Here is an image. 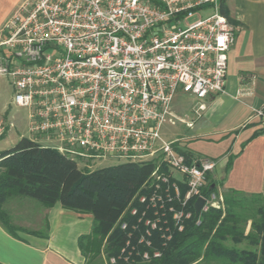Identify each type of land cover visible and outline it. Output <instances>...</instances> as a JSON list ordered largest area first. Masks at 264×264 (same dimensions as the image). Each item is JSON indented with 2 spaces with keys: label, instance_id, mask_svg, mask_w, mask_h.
Instances as JSON below:
<instances>
[{
  "label": "built area",
  "instance_id": "built-area-1",
  "mask_svg": "<svg viewBox=\"0 0 264 264\" xmlns=\"http://www.w3.org/2000/svg\"><path fill=\"white\" fill-rule=\"evenodd\" d=\"M205 7L209 15L188 22ZM3 31L0 77L11 81L12 103L28 108L29 130L49 142L43 146L89 170L91 162L110 158L157 159L141 187L148 193L136 196L147 235L167 214L182 229L192 198L205 199L201 211L222 204L221 193L202 194L215 162L186 155L178 139L160 132L176 119L192 126L173 110L178 91L197 99L196 114L209 95L224 91L234 33L219 0H24ZM252 116L264 124V104ZM127 211L138 210L130 205ZM129 246L127 240L124 258Z\"/></svg>",
  "mask_w": 264,
  "mask_h": 264
},
{
  "label": "trees",
  "instance_id": "trees-1",
  "mask_svg": "<svg viewBox=\"0 0 264 264\" xmlns=\"http://www.w3.org/2000/svg\"><path fill=\"white\" fill-rule=\"evenodd\" d=\"M219 10L230 22L225 0H219ZM156 164L154 158L82 169L57 149L20 137L0 151V224L13 236L25 231L11 221L5 203L13 196L28 197L47 208L59 202L64 208L92 215L91 231L77 240L84 264H264V191L222 189V204L197 216L192 198L185 207L191 215L183 218L182 229L167 214L166 223H159L147 235L144 220L138 222L144 204L136 196L148 193L141 187ZM160 172L167 173V168L160 166ZM206 179L202 194L218 193L209 174ZM180 187L183 196L186 186ZM130 205L137 208V214L127 211ZM122 222H126L125 229ZM141 236L144 241L139 242ZM127 240L131 252L124 258L120 253ZM145 251L148 258L142 257Z\"/></svg>",
  "mask_w": 264,
  "mask_h": 264
},
{
  "label": "crops",
  "instance_id": "crops-1",
  "mask_svg": "<svg viewBox=\"0 0 264 264\" xmlns=\"http://www.w3.org/2000/svg\"><path fill=\"white\" fill-rule=\"evenodd\" d=\"M23 1L0 0V39L4 36L5 21ZM225 2L234 41L228 51L224 91L209 95L205 99V108L199 114L193 112L197 99L178 91L183 96L180 100L177 93L174 95L173 110L178 116L191 121L192 126L176 119L186 129L183 134L161 136L168 141L178 139L179 149L186 155L212 159L215 166L207 174L216 182L219 193L227 188L246 193L262 192L264 124L252 116V109L264 104V0ZM206 9L211 8L205 7L200 15ZM3 79L11 86L13 94L9 78L0 77V83ZM5 107L2 106L0 112ZM5 129L0 127V137L5 136ZM20 137L25 136L20 134ZM14 144H4L0 146V151ZM176 176L179 177L178 174ZM11 199L22 200L13 196L6 201L5 208L9 214ZM40 208L35 212L36 220L32 222V228L23 224L26 219L19 221L18 217H14V223L26 229L17 231V236L11 235L0 224V263L84 264L77 240L80 235L91 231L92 215L64 208L59 202ZM40 216L44 232L38 230L42 225V222L39 224Z\"/></svg>",
  "mask_w": 264,
  "mask_h": 264
},
{
  "label": "rangeland",
  "instance_id": "rangeland-1",
  "mask_svg": "<svg viewBox=\"0 0 264 264\" xmlns=\"http://www.w3.org/2000/svg\"><path fill=\"white\" fill-rule=\"evenodd\" d=\"M211 9H206L205 11L201 12L202 15H207L211 13ZM199 14H195L192 16L190 19H188V22H192L199 18ZM180 92V91H179ZM178 92V93H179ZM177 93V98L182 99L181 96L182 94ZM12 94V88L6 82L4 79L0 83V108L2 106H6L1 112H0V127H5V136L0 137V146H5L6 145H11L17 142L19 135L23 134L25 137L33 139L38 143V144H47L49 143L48 141L45 140V138L41 135H36L35 133L31 132L29 130V119H28V108L23 107V106H18L13 103H10V98ZM176 99V98H175ZM178 101V99H177ZM9 102V104H8ZM184 125L180 124L179 122H165L162 126L161 129V135H163L164 138H166V135H171V134H183L185 131ZM16 140V141H15ZM118 160L116 159H107V160H102V161H93L91 162V165L93 168H99V167H104V166H109V165H114L117 164ZM78 167L83 168L82 162L78 163ZM22 200H16V199H11L9 201V210L10 214L13 216V218L10 216V219L12 222H14V217H18L19 221L25 220L23 224H26L29 227H34V224H32L33 221L36 220V211L41 210L40 207L41 204L32 198L28 197H21ZM9 214V215H10ZM28 216H26V215ZM24 216V217H23ZM40 216L39 224L42 222ZM28 221V222H26ZM40 228L38 229L39 232H44V226L43 222L42 225L40 224Z\"/></svg>",
  "mask_w": 264,
  "mask_h": 264
},
{
  "label": "water",
  "instance_id": "water-1",
  "mask_svg": "<svg viewBox=\"0 0 264 264\" xmlns=\"http://www.w3.org/2000/svg\"><path fill=\"white\" fill-rule=\"evenodd\" d=\"M205 202V199L202 196H199L196 198L193 207H194V214L197 216L199 214V212L202 209V206Z\"/></svg>",
  "mask_w": 264,
  "mask_h": 264
}]
</instances>
